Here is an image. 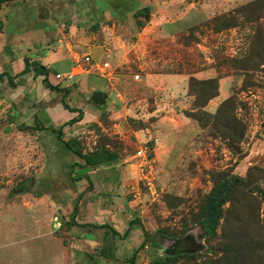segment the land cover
I'll return each mask as SVG.
<instances>
[{"label":"rangeland","instance_id":"rangeland-1","mask_svg":"<svg viewBox=\"0 0 264 264\" xmlns=\"http://www.w3.org/2000/svg\"><path fill=\"white\" fill-rule=\"evenodd\" d=\"M144 7L149 18H136ZM40 44L66 58L49 69L63 97L15 77ZM84 54L107 72L55 79ZM4 71L20 86L0 81V264H157L171 244L158 229L199 241V206L220 173L242 185L217 236L175 264H264V0H10ZM61 99L79 122L67 125L78 113ZM57 130L114 160L83 167ZM144 232L159 248L147 238L139 249Z\"/></svg>","mask_w":264,"mask_h":264},{"label":"trees","instance_id":"trees-1","mask_svg":"<svg viewBox=\"0 0 264 264\" xmlns=\"http://www.w3.org/2000/svg\"><path fill=\"white\" fill-rule=\"evenodd\" d=\"M10 0H0V9L1 5L8 2ZM149 7H144L135 12L134 16L143 17L145 19L149 18ZM140 24V23H138ZM24 67L23 69L15 76L25 75L27 73L32 72L33 77L36 78L38 76L43 77L42 83L43 85L49 89L50 91H56L61 93L62 97L67 90L61 89L58 86H53L49 82V69L42 66L39 62L33 61L30 62L29 59H23ZM3 77H6L9 85L12 88H15L14 77H11L7 73H0V81ZM63 106L68 109L67 105L64 104L63 99H61ZM69 112L78 113L77 118H72L68 120L67 125L75 124L80 121L82 117V112L78 110L68 109ZM31 127L28 126H18L19 131L27 130ZM54 130V128H52ZM55 131V130H54ZM57 139L58 141L65 147L67 151L77 156L83 162V167L87 168H95L100 164L113 161L114 156L105 151H95L90 154H83L80 150H78L74 145L76 144L75 140H67L64 141L62 139V134L60 130H57ZM242 185V179L236 175L228 174V173H220L217 174L214 178V183L211 191L204 198L201 205L199 206L198 211V220L197 225L200 230L199 241H196L192 234L188 233V231L181 232L177 235H171L165 230L158 229L156 231V235L161 238L169 239L171 244L168 248L163 250L164 257L156 262L157 264H175L180 259L189 257L195 254L202 253L206 251V247L208 242L215 239L217 236V230L219 228L220 220L223 216L224 207L227 203H230L234 191ZM260 197L264 201V189H257ZM74 218V214L72 220ZM139 224L137 220H131L128 223V227L125 233L132 229L133 226ZM100 228L105 230V233L109 231L114 236H119V233L114 229L110 228L108 225H100ZM124 237V236H121ZM150 239V243H153L154 246L159 248V243L155 242L152 236H149L147 232H144V240L140 244L139 249H143L146 244V239ZM130 264H135L132 260Z\"/></svg>","mask_w":264,"mask_h":264},{"label":"built area","instance_id":"built-area-1","mask_svg":"<svg viewBox=\"0 0 264 264\" xmlns=\"http://www.w3.org/2000/svg\"><path fill=\"white\" fill-rule=\"evenodd\" d=\"M74 66L69 72L65 73H57L55 74V79L58 81H65L69 82L72 81L77 75L83 74V73H92L94 71H98L101 73H106L109 69V63L104 62L101 65L95 63L89 54H84L81 57H76L73 61ZM136 78H138L136 76ZM142 152H138L139 155H141ZM53 230L55 232H58L62 227L61 219L59 220L57 216H55L53 219Z\"/></svg>","mask_w":264,"mask_h":264},{"label":"crops","instance_id":"crops-1","mask_svg":"<svg viewBox=\"0 0 264 264\" xmlns=\"http://www.w3.org/2000/svg\"><path fill=\"white\" fill-rule=\"evenodd\" d=\"M9 2V1H8ZM12 45H14V44H12ZM12 45H11V47H12ZM29 46H30V44H29ZM8 48V50L7 49H3L5 52L6 51H8L9 53H10V55H12V48ZM36 48H38L37 50H36ZM36 48L35 49H31V48H29V49H27V51L29 52V51H39V50H41V53H40V55L37 53L36 54V57L34 58V57H32V58H28V57H26V58H28L29 60H30V62H33V61H37V62H39L42 66H44V67H46V68H48V69H50V66H52V65H56V64H59V63H61L62 61H65V59L66 58H63V59H59L58 58V56H57V54L55 53V52H52L51 50H43L44 48H43V46L40 44V48H39V46H36ZM25 58V57H24ZM20 59V58H19ZM68 61H69V63H70V66L72 67L73 65H74V63L72 62V60H69L68 59ZM23 67L24 66H22L21 65V67H20V69H19V71H21L22 69H23ZM73 68V67H72ZM4 73H6V71H4ZM25 76L27 77L25 80L26 81H28V80H31L32 81V83H34L35 82V85H36V83L38 82V81H40V83L42 82V79H43V77H41V76H38V77H36V78H34L33 77V73L32 72H30V73H27V74H25ZM22 79H19V81H21ZM14 84H15V88H13L14 90H17V89H19V86H20V84L17 82H15L14 81Z\"/></svg>","mask_w":264,"mask_h":264},{"label":"water","instance_id":"water-1","mask_svg":"<svg viewBox=\"0 0 264 264\" xmlns=\"http://www.w3.org/2000/svg\"><path fill=\"white\" fill-rule=\"evenodd\" d=\"M106 98H107V96L105 94L95 93L91 96V102L95 106L96 105H102Z\"/></svg>","mask_w":264,"mask_h":264}]
</instances>
